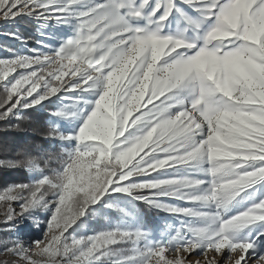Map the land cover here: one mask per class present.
I'll return each mask as SVG.
<instances>
[{
    "label": "snow or ice",
    "instance_id": "snow-or-ice-1",
    "mask_svg": "<svg viewBox=\"0 0 264 264\" xmlns=\"http://www.w3.org/2000/svg\"><path fill=\"white\" fill-rule=\"evenodd\" d=\"M0 24V264H264V0H0Z\"/></svg>",
    "mask_w": 264,
    "mask_h": 264
},
{
    "label": "rangeland",
    "instance_id": "rangeland-1",
    "mask_svg": "<svg viewBox=\"0 0 264 264\" xmlns=\"http://www.w3.org/2000/svg\"><path fill=\"white\" fill-rule=\"evenodd\" d=\"M20 27H21L22 31H26V32H29V33L33 31L32 26H26L24 24L23 25L21 24ZM4 30H5V27L2 24H0V32H3ZM0 44H14V42L12 40L7 39L4 36L0 35ZM0 54H2V53H0ZM14 207H15V205H14ZM2 212H3V208L0 207V213H2ZM2 218H3L2 215H0V219H2ZM21 231L23 233H25L26 235H29V236L42 235V233H37L34 230H32L30 225H27V224L22 226ZM210 255H216V254L215 253H210ZM225 255H227V254L225 253ZM191 258L192 259H196V255L194 254ZM234 258H235V254H233V259ZM3 259H8L10 261L13 258L11 256H0V260H3ZM201 259H202V257H201ZM217 259H221L222 260L223 257H219L218 256ZM228 264H231V261H228Z\"/></svg>",
    "mask_w": 264,
    "mask_h": 264
},
{
    "label": "trees",
    "instance_id": "trees-1",
    "mask_svg": "<svg viewBox=\"0 0 264 264\" xmlns=\"http://www.w3.org/2000/svg\"><path fill=\"white\" fill-rule=\"evenodd\" d=\"M23 24L26 26H31V25H28V24L22 22V25ZM3 127H4V125L0 124V129H2ZM22 138H23L22 134H19V133H15V132L5 133L3 131H0V142L8 141L10 143H14V142H16ZM7 175H8V179L11 181H21V180L26 179V175L22 171L8 173Z\"/></svg>",
    "mask_w": 264,
    "mask_h": 264
}]
</instances>
